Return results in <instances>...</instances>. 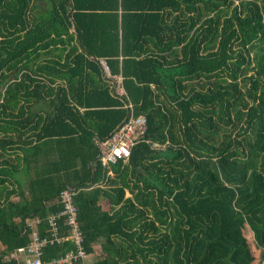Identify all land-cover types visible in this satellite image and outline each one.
<instances>
[{"label":"trees","instance_id":"16d2710c","mask_svg":"<svg viewBox=\"0 0 264 264\" xmlns=\"http://www.w3.org/2000/svg\"><path fill=\"white\" fill-rule=\"evenodd\" d=\"M131 116L145 136L108 175L96 140ZM66 187L89 264H253L245 228L262 264L264 0H0V264Z\"/></svg>","mask_w":264,"mask_h":264},{"label":"built area","instance_id":"2783aa9c","mask_svg":"<svg viewBox=\"0 0 264 264\" xmlns=\"http://www.w3.org/2000/svg\"><path fill=\"white\" fill-rule=\"evenodd\" d=\"M104 75L112 80L114 90L117 95L123 96L124 90L121 85V78L111 76L105 61H100ZM146 118L143 116H131L128 121L118 127L106 140H96L98 150V160L103 168L111 175V167L119 162L127 163L132 149L143 140L146 133ZM153 148L158 145L152 144ZM76 190L66 187L59 195L62 204V211L48 217L49 235L41 237L36 229L30 235V242L27 246L18 248L9 254L10 260H18L23 256L24 260L20 264H89V254L84 249L83 234L78 221V210L74 202ZM66 228V234L62 233V226ZM37 223V222H36ZM71 242L74 251L67 253L60 258L48 261L43 260L44 249L48 245L62 244Z\"/></svg>","mask_w":264,"mask_h":264},{"label":"rangeland","instance_id":"374dc122","mask_svg":"<svg viewBox=\"0 0 264 264\" xmlns=\"http://www.w3.org/2000/svg\"><path fill=\"white\" fill-rule=\"evenodd\" d=\"M15 177L19 181L24 182V183H26L27 180L29 179L28 178V175H26L25 172L17 173L15 175ZM243 233H244V236L246 237V239H247V241H248V243L250 245V248H251L252 253H253V256H254V262H253V264H259V254L260 253H259V250H257V248L255 247V244H254V241H253V237H252L251 232L247 228H245L244 231H243ZM262 264H264V262Z\"/></svg>","mask_w":264,"mask_h":264},{"label":"crops","instance_id":"0c3cea01","mask_svg":"<svg viewBox=\"0 0 264 264\" xmlns=\"http://www.w3.org/2000/svg\"><path fill=\"white\" fill-rule=\"evenodd\" d=\"M22 183H23V186L25 187L26 183H24V182H22ZM14 199H15V198H14ZM15 200H16V199H15ZM35 223H36V221H33V220H29V221H28V225L31 226V227H34ZM2 249H3V248H2V246H1V244H0V251H1ZM94 249H95V253L92 254V255H89V263H92L93 260L96 259V256L99 255V253H100V251H99V244H96V245L94 246ZM19 260H20V261H23V260H24V257H23V256H20V257H19Z\"/></svg>","mask_w":264,"mask_h":264}]
</instances>
